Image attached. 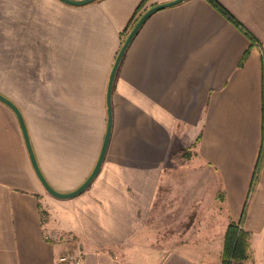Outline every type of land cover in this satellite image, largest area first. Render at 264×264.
<instances>
[{
  "label": "crops",
  "instance_id": "crops-1",
  "mask_svg": "<svg viewBox=\"0 0 264 264\" xmlns=\"http://www.w3.org/2000/svg\"><path fill=\"white\" fill-rule=\"evenodd\" d=\"M171 1L0 0V94L55 190L74 191L97 164L128 25ZM216 1L243 31L209 0L142 26L116 74L101 169L74 198L44 189L0 101V264H68L78 249L86 264H219L230 225L247 237L245 259L264 264V0ZM182 149L194 164L170 166Z\"/></svg>",
  "mask_w": 264,
  "mask_h": 264
},
{
  "label": "water",
  "instance_id": "water-1",
  "mask_svg": "<svg viewBox=\"0 0 264 264\" xmlns=\"http://www.w3.org/2000/svg\"><path fill=\"white\" fill-rule=\"evenodd\" d=\"M61 1H63L64 3H66L68 5H72V6H85V5L94 3L98 0H61ZM184 1H186V0H174L171 2H167V3H163L160 5H156V6L151 7L150 9L146 10L139 17L138 21L136 22V24L134 25L132 30L127 35L123 45L121 46V48H120V50L116 56L113 68H112L110 76H109L108 87H107V96H106L107 97L106 99H107L108 124H107V131H106L104 144H103L99 159L97 161L95 168L93 169L92 173L90 174V176L86 179V181L80 187H78L74 191H71L69 193L59 192V191L55 190L48 183V181L45 179L44 175L42 174V172H41V170L37 164V161H36V158H35V155H34V152L32 150L30 140H29L26 125L24 123V120H23V117H22L20 110L16 107V105L12 101H10L6 97H4L2 94H0V101H2L4 104L9 106L14 111V113L16 114L18 121L20 123L21 129H22L25 144H26L32 165L34 167V170H35L42 186L51 196H53L57 199H62V200L74 198V197L78 196L79 194H81L82 192H84L89 187V185L93 182L95 177L98 175V173L101 169V166H102L105 154H106L108 142L110 139V134H111V129H112V102H111L112 89H113L116 74H117L118 69L120 67V64L122 62V59H123L128 47L130 46L131 42L134 40V38L136 37V35L138 34V32L140 31L142 26L146 23V21L154 13H156L160 10H163L165 8L175 6V5L180 4Z\"/></svg>",
  "mask_w": 264,
  "mask_h": 264
},
{
  "label": "trees",
  "instance_id": "trees-1",
  "mask_svg": "<svg viewBox=\"0 0 264 264\" xmlns=\"http://www.w3.org/2000/svg\"><path fill=\"white\" fill-rule=\"evenodd\" d=\"M210 3L218 9L228 20H230L236 27L243 31L241 24L228 12L226 11L216 0H209ZM140 16L136 19L132 20L128 25L127 29L125 30L126 36L122 41V45L132 30L136 22L138 21ZM247 33V32H246ZM246 250H247V237L242 233L241 230H237L234 225H230L225 241H224V250H223V260H227L230 257L238 258V259H245L246 257Z\"/></svg>",
  "mask_w": 264,
  "mask_h": 264
},
{
  "label": "rangeland",
  "instance_id": "rangeland-1",
  "mask_svg": "<svg viewBox=\"0 0 264 264\" xmlns=\"http://www.w3.org/2000/svg\"><path fill=\"white\" fill-rule=\"evenodd\" d=\"M189 152H187L186 150L182 149V151H178V158L176 160H171L170 161V166H174V165H179L180 167H191L194 163L190 162V157H188V154ZM181 171V170H180ZM167 177H170V176H173V180H175L174 176L175 175H166ZM189 176L188 173H182L180 172L176 177H177V181H185L186 178ZM162 193L164 194V198L166 199H169V200H172L171 204H175L176 202V190L174 189H167V190H163ZM179 198H181V195L177 196ZM170 203V202H169ZM170 205V204H169ZM181 206L179 205L178 206V211L175 212V216H173V218H176L180 221V225L179 226H185L186 224H182V217H183V212H181ZM170 209V208H169ZM172 209H177L176 206H172ZM179 212V213H178ZM169 216V215H168ZM167 216H164V221L162 222L163 224V228H162V231H160V235L162 236L163 240L165 239H173V234H176L174 229L171 228L170 225H166L167 223H165V218ZM169 224V223H168ZM157 225V224H156ZM152 226H154V222H152ZM179 228V227H177ZM177 233H180V232H177ZM76 244H79V241H76ZM78 248V247H77ZM79 248H81L79 246ZM78 250H82V249H78ZM77 250V251H78ZM76 252V251H75ZM74 253V252H73ZM71 254V253H70Z\"/></svg>",
  "mask_w": 264,
  "mask_h": 264
},
{
  "label": "built area",
  "instance_id": "built-area-1",
  "mask_svg": "<svg viewBox=\"0 0 264 264\" xmlns=\"http://www.w3.org/2000/svg\"><path fill=\"white\" fill-rule=\"evenodd\" d=\"M60 262L68 264H86L84 254L82 250H78L74 253L67 254L60 258ZM219 264H250L246 259H238L230 257L227 260H222Z\"/></svg>",
  "mask_w": 264,
  "mask_h": 264
}]
</instances>
